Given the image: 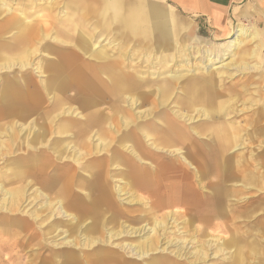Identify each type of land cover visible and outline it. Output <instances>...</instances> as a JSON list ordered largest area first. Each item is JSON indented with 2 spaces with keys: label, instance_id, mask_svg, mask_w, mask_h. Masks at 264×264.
<instances>
[{
  "label": "bare ground",
  "instance_id": "1",
  "mask_svg": "<svg viewBox=\"0 0 264 264\" xmlns=\"http://www.w3.org/2000/svg\"><path fill=\"white\" fill-rule=\"evenodd\" d=\"M92 1L90 10L96 7L100 18L122 26L121 30L113 28L115 34L145 39L147 32L137 8L122 0ZM10 19H15V15ZM234 24L232 36L211 49L186 46L185 40H177L174 34L172 43L165 29L152 28L150 24L158 39L169 42L159 60L169 59L181 65L199 54L212 63L198 69L153 73L150 80L154 83L145 86L146 75L136 77L123 71L119 67L123 59L118 63L112 61L110 66L107 64L109 76L110 72L116 73L110 79L112 95L116 98L120 91L124 97L119 95L118 101L123 106L116 104L114 98L115 105L112 103L109 110L100 108L97 102L101 82L97 74L69 81L57 77L47 82L48 90L65 85L66 81L69 87H77V93L69 94V100L78 99L81 107L76 106L80 109L77 110L85 111L87 116L78 125L69 120L61 128L62 133H69L68 138L56 140L51 135L56 120L73 112L71 105L64 107L58 94H54L51 106L18 109L20 96L13 89L18 83H5L0 102V138L3 134L11 138L15 123L27 139L21 140L19 146L13 145L12 152L17 153L0 172V223L6 226L0 229V234L8 236L0 240V251L7 254L3 264H179L170 257L171 253L176 257L188 255L193 263L222 255L216 264H264V207L262 227L248 233V238L234 250L232 238L222 239L218 235L206 238L209 227L193 225L199 213L217 210L218 216H225L223 191L210 179L203 184L198 172L208 175L206 178L218 173L228 163V157L223 158L222 154L240 147L242 135H235L221 125V132L204 140L192 123L201 116L215 122L217 116L227 117L232 109L230 101L218 98V85L224 73L217 71V80L213 76L215 69L258 67L252 60H235L246 56L243 46L246 36L254 40L258 32L249 31L252 25L239 21ZM75 26L66 24L65 33H71V40L75 37L74 44L85 55L90 41L79 34L75 36ZM29 30L28 24L22 25L15 39L0 41L2 68L14 67V60L22 62L20 67L29 64L26 57L31 44L27 37ZM179 34L180 31L177 37ZM261 48H264L262 41L252 47L248 53L251 59L260 54ZM224 59L229 60L221 63ZM214 60L221 65L214 66ZM74 62L76 59L70 56L65 59L63 76L68 74L65 65ZM28 90L32 98L38 97L35 87L28 86ZM173 93L182 95L178 97L180 103L169 106ZM157 94L159 100L155 99ZM27 113H37L39 118L29 120L24 115ZM17 114L22 116L14 122ZM28 124L33 129L30 135ZM2 149L5 148L0 143ZM141 160L149 161L146 168L139 166ZM202 184L207 188L216 185L218 190L215 188L213 194L205 191L203 196L198 190ZM140 192L147 194L146 199L138 195ZM123 196L121 201L127 204L121 205L117 199ZM211 230L220 232L221 226L214 225ZM176 233L178 236H174ZM188 244L191 251L186 250Z\"/></svg>",
  "mask_w": 264,
  "mask_h": 264
},
{
  "label": "rangeland",
  "instance_id": "2",
  "mask_svg": "<svg viewBox=\"0 0 264 264\" xmlns=\"http://www.w3.org/2000/svg\"><path fill=\"white\" fill-rule=\"evenodd\" d=\"M159 3L165 5L166 2L160 0ZM69 8V0H0V41L8 42L15 39L20 26L25 24L30 26L27 37L31 40L30 48L26 55L29 64L20 67V63L22 62L14 60L12 61L14 67L11 66L9 69H5L2 68L0 62V102H2L4 96L3 87L5 83L14 81L18 84H15L13 89L20 96V100L16 105L18 109H23L30 105L51 106L54 102V94H58L57 97L60 103L64 107L71 105V111L73 110V112H70L71 114L69 113L65 119L56 120V123L52 125L51 136H56V140L63 137L68 138L69 133H62L61 128L69 124V120L73 125H78L79 121L87 116L85 111H78L80 109L77 107H81L78 99L69 100V94L73 95L75 92L77 93V87H69V82H67L69 78H80L83 75L97 74V79L101 82L98 92L101 93L98 96L100 100L97 103L100 108L109 110L112 103V105H115L113 102L115 97L112 95L114 91L111 80L116 77V73L112 74L110 72V77L109 72H107L110 69L107 64L109 65L112 61L118 63V61L123 59V64L119 65L123 71H129L135 74L136 77L146 75L147 81L144 84L145 86L154 83V81L151 82L150 80V78L154 77L153 73L175 70L185 71L189 68L198 69L203 65L209 66L212 63V61L208 62L204 60L199 54H197L198 57L196 59L191 58L186 64L181 62L182 66L169 59H164V61L159 60V57L165 53L166 46L141 44L131 40L127 41L122 38L121 33L115 34L116 30L113 31L110 26L106 28H94L90 24L79 20L75 23L77 24V29L74 35L79 34L85 40L90 41V49L84 55L78 46L74 44L75 37L71 40V33H65L64 30L66 24L73 23H69ZM171 8L182 18L192 20L198 33L207 38L193 44L184 41L186 46L210 47L209 49H211L214 47V44L223 43L232 36L235 31L231 29L233 22H236L237 19L245 22L238 15L243 6L234 7L222 14L221 24H213L211 20L206 21L203 18L180 13L173 6ZM7 9L9 10L8 12L6 11ZM13 14L15 15V19H10ZM254 18L255 16L251 20H254ZM258 27L252 25L249 29V31H254L255 29L258 32L256 39L250 40L246 36L244 40L243 46L245 47L246 56L235 59H239L242 62L252 60L251 63H255L258 67L238 70L220 66L213 72V76L217 80L219 78L217 71H223L224 73L217 92L218 98H225L232 104V109L227 114V117L221 118L217 116L214 122L210 118L201 116L192 123L199 133L202 134V139L204 140L221 132V125H226L229 130L235 132V135L236 133L242 135L240 147L238 146L236 149L228 150L222 154L223 158L228 157V163L221 167L218 173H212L209 176L210 178H206L208 175L202 176V172H198L200 180H203V184L210 179L218 185V189L223 191L225 216H218L217 210H214L213 212L196 214V218L193 220L195 227H209L206 238L215 235L220 236L222 239L232 238L234 242L231 245L232 250L236 246L240 247L242 245V241L248 238V233H253L252 231L259 230L262 227L261 216L264 207V48H261L259 50L260 54L253 56V59L248 55L255 44L259 41L264 43L262 21L258 22ZM101 38L102 40H100ZM69 56L71 59L75 58L76 62L69 66L65 65L68 74L63 76L64 61ZM229 59H224L221 63ZM148 60L151 62L147 63ZM221 63L218 60L213 61L214 66L221 65ZM75 64L76 66H72ZM57 77L67 80L66 84L51 87L48 90L46 86L47 82L51 83ZM63 81L61 80L60 82ZM28 86L35 87L38 90V97H31ZM134 89H139L138 85ZM104 93L106 95L109 94L108 97ZM115 95V103L123 106L118 101L119 95L123 96L121 92L119 91ZM181 96L178 93H173L168 100L170 102L169 106H174L176 103L179 104L180 100L178 97ZM155 99H160L159 94L155 96ZM19 115L17 114L13 117L14 122ZM24 115H28L29 120L33 117L39 118L37 113H27ZM27 127L28 134L30 135L33 129L29 124ZM13 128L15 133L11 138L7 134H3L2 138H0V143L6 149L0 150V172L4 170L7 160L14 158L17 153V150L14 153L12 152L14 150L13 145L17 144L19 146L21 140L27 139L20 134L18 124L14 123ZM123 153L128 154L127 151H123ZM139 162V166L142 168H146L149 163L148 160H141ZM214 165H212V169L215 168ZM9 167L14 169L11 164ZM189 170L191 171L192 169ZM8 177H12V174H8ZM1 179L5 180V177H1ZM203 184L198 186L199 192L203 196L206 194L205 191L213 194L216 185L207 188ZM6 188L9 187L6 186ZM138 195L145 199L147 197V194L144 192H140ZM123 198L124 196L117 199L121 205L127 204L125 200L121 201ZM143 201L145 202V200ZM177 209L183 211L180 206ZM214 225H220L221 231L211 230ZM3 227L6 226L0 223V229ZM178 234L176 233L174 236H178ZM170 236L173 237V234H170ZM182 236L185 235L183 234ZM7 237L5 234H0V240ZM133 238L135 237H130L129 239ZM191 247L188 244L186 250L189 249L191 251ZM172 248L173 246L169 250ZM6 256L5 251H0V264H3ZM170 257L174 258L176 263L180 262L179 264H216L217 259L220 257L222 259V255L210 256L204 262L197 261L193 263L190 262L192 258L188 255L176 257L171 253Z\"/></svg>",
  "mask_w": 264,
  "mask_h": 264
},
{
  "label": "crops",
  "instance_id": "3",
  "mask_svg": "<svg viewBox=\"0 0 264 264\" xmlns=\"http://www.w3.org/2000/svg\"><path fill=\"white\" fill-rule=\"evenodd\" d=\"M122 1L128 6L137 8L138 11L142 13L143 28H145L147 32L145 39L142 41L134 39L130 35L129 37L122 36V38L127 41L131 40L141 44H152L155 46L156 44L162 46L168 45L169 42H162L158 39L156 34L152 31L151 26L152 28L161 27L165 29L170 36L169 39L172 43L175 42V36L177 40L180 38V40H185L190 43H198L207 39L198 33L192 20L182 18L171 8V6L175 7L180 13L203 18L206 21L211 20L213 24H221V16L227 10L243 6L238 15L240 18L244 19L245 22L241 19H237L236 22L239 21L247 25L251 24L258 27V22L262 21V26L264 27V0H164L166 2L165 5L159 3L160 0ZM92 2V0H69V23L73 22L70 23L69 26L76 25V28L77 24L75 23L81 20L84 23L86 22L90 24V26L94 28H106L110 26L114 31L115 29H120L122 27L121 25H114L110 19H102L96 15L98 10L96 7L93 10H90ZM147 14L151 22L147 19ZM253 16H255V18L254 20H251ZM234 23L235 22H233L231 26L232 30L235 26ZM178 31H180V34L177 37ZM163 33H165V31H163Z\"/></svg>",
  "mask_w": 264,
  "mask_h": 264
}]
</instances>
